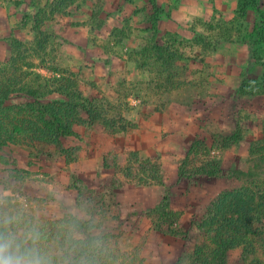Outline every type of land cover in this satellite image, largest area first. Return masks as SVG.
<instances>
[{
	"label": "rangeland",
	"instance_id": "rangeland-1",
	"mask_svg": "<svg viewBox=\"0 0 264 264\" xmlns=\"http://www.w3.org/2000/svg\"><path fill=\"white\" fill-rule=\"evenodd\" d=\"M156 2L161 12L153 17L151 0H74L68 6L0 0V64L10 61L19 44L27 50L20 82L72 74L90 100L110 99L111 112L122 111L128 126L115 132L99 122L81 125L60 143L0 149V198L10 196L11 217L19 216L20 228L25 221L39 229L55 222L52 230L62 242L64 234L69 237L62 231L67 214L92 221L90 233L75 235L88 243L87 257L72 264H191L204 240L195 222L222 191L245 186L255 204L264 202V40L255 34L264 24L241 0ZM259 3L264 13V0ZM98 5L104 23L97 29L91 21ZM38 25L45 46L34 54ZM248 80L250 93L240 92ZM29 101L11 97L0 108V120L8 107ZM236 132L241 138L225 145L223 138ZM196 139L204 146L188 156ZM63 148H78L76 160L68 162ZM146 158L159 164L163 184L146 183ZM129 164L139 172L135 178L122 173ZM199 168L222 173L193 175ZM77 181L86 187L81 201ZM114 182L120 186L112 187ZM166 188L186 237L164 231L157 209ZM262 229L255 231L260 264ZM34 238L42 255L54 253L61 258L56 264L68 263L64 249L54 245L49 251L40 236ZM242 252L231 251L229 263L244 264Z\"/></svg>",
	"mask_w": 264,
	"mask_h": 264
},
{
	"label": "trees",
	"instance_id": "trees-1",
	"mask_svg": "<svg viewBox=\"0 0 264 264\" xmlns=\"http://www.w3.org/2000/svg\"><path fill=\"white\" fill-rule=\"evenodd\" d=\"M61 1H66L65 6L74 2V0H58V3ZM259 1L241 0V3L243 8L249 6L254 10L258 19H260V24L258 25H261L264 24L262 23L264 13ZM151 3L154 8L153 17H156L161 12V9L156 0H151ZM55 11H57V6L53 9V12ZM101 13L102 6H95L91 22L94 26H97V29L99 28V24L104 23L100 19ZM35 32L38 33V36L35 37L36 40L33 44L32 52L37 54L38 51L40 53L44 49L45 44L42 42L41 36L45 32L41 30L39 25L36 26ZM255 34L257 40H264V27L263 31L256 29ZM14 49L15 51L10 61L5 64H0V70L2 71V74L0 72V108L4 107L5 103L15 95H22L30 101L12 107L17 110L15 112L9 107L5 110L4 116L0 120V149L9 144L22 143L30 145L34 144L35 141L60 143L62 138L75 135V128L77 126H92L98 122L103 123L107 129L115 132L127 130L128 126L124 124L125 118L122 114L123 112L118 111L117 114H113L111 112V100L106 97L91 100L87 98L78 86L77 79L72 74L69 77L63 76L58 78H46L38 75L41 80L38 82L33 81V84L30 82L26 84L25 81L20 82L23 80L21 76L24 73V67H22L21 62H23L24 59L22 58L25 56L27 50L19 44ZM159 50V52H162L161 54H164L162 47H159ZM251 83L252 81L249 80L243 81L240 92L248 93L252 86ZM2 123H7L6 129L1 126ZM240 135L239 132H236L224 137L225 145L238 141L241 138ZM203 144L199 139L191 142L187 150V155L189 156L201 149L204 146ZM77 150L78 148H63V151L67 152L68 162L76 160ZM131 155L133 156V160L138 163V153L134 152ZM262 156L264 159V153ZM144 163L146 164L144 166L151 167L146 177L148 180L145 182L163 184L159 164L153 162L151 158H146ZM144 163L142 162V164ZM206 166H209V164ZM121 169L123 175L125 177L128 176V178H135V175L139 174L134 169V164H129ZM184 173L183 171L182 175ZM221 173L222 170L220 172L217 169L199 168L198 172H193V175L202 176L205 174L210 178H215L216 176H220ZM79 181L76 182V188L79 191L78 201H81L86 187ZM115 186H120V184L114 182L112 187ZM250 190V188L245 186L226 189L219 194L216 200L209 204L201 220L195 222L196 227L204 233V240L194 250V257L191 264H230L229 253L236 248H242L244 264H260L254 256L256 255V251H258L256 248L258 237H256L257 234H255V231L259 228L262 229L264 225V204H262L264 202L255 204L257 200ZM92 192L94 194H102V192L95 190H92ZM9 197L5 196L4 198H0V234L11 231L20 240H23L29 234L32 237L38 235L41 238V247H47L50 251L52 246L57 245L64 249L63 253H66V257H68L67 264H72L74 261L83 262L86 259L89 245L84 239L75 238V235L90 233L93 225L90 224L92 221H86L73 214H67L66 216L69 219L66 221V225L64 224V227L62 226V231L69 233V237L64 234V240L61 242L56 239V231L52 230L56 224L55 222L47 221L49 225L42 226L43 228L39 229L34 224H26L27 221H25L26 226L23 227L20 224L22 226L20 228L17 224L18 222H16L19 216L11 217ZM260 205L262 208H260ZM157 211L159 216L164 218V231L167 234L180 237H186L188 235L186 230L176 225L180 219V213L172 210L170 206L169 188H166ZM6 220L10 221V223L5 224ZM18 226L19 228H16ZM263 232L264 230L262 229L260 234H263ZM75 245H79L78 248L74 249L73 247ZM27 246L36 248V244H34L32 239L28 240ZM48 258L51 264H56L58 260L59 263L61 262V258H58L54 253L50 254Z\"/></svg>",
	"mask_w": 264,
	"mask_h": 264
},
{
	"label": "clouds",
	"instance_id": "clouds-1",
	"mask_svg": "<svg viewBox=\"0 0 264 264\" xmlns=\"http://www.w3.org/2000/svg\"><path fill=\"white\" fill-rule=\"evenodd\" d=\"M10 223L6 220L5 224ZM29 235L23 240L11 231L0 234V264H51L48 257L42 255L35 247H28Z\"/></svg>",
	"mask_w": 264,
	"mask_h": 264
}]
</instances>
